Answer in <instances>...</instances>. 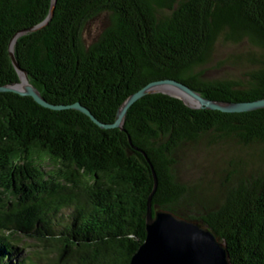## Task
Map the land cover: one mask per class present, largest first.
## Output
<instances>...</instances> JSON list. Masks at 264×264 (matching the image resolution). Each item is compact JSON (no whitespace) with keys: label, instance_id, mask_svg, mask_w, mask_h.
I'll return each instance as SVG.
<instances>
[{"label":"trees","instance_id":"trees-1","mask_svg":"<svg viewBox=\"0 0 264 264\" xmlns=\"http://www.w3.org/2000/svg\"><path fill=\"white\" fill-rule=\"evenodd\" d=\"M52 7L0 0V89L20 80L10 56L17 37L16 59L50 106L0 91V264H131L147 237L155 175L154 213L208 225L232 264H264V173L201 211L174 174L177 150L202 137L264 146V108L192 109L157 93L138 100L122 128H107L158 81L222 103L264 100V69L248 88L197 72L221 37L264 48V0H57L53 15ZM104 13L113 23L87 47L85 26Z\"/></svg>","mask_w":264,"mask_h":264},{"label":"rangeland","instance_id":"rangeland-1","mask_svg":"<svg viewBox=\"0 0 264 264\" xmlns=\"http://www.w3.org/2000/svg\"><path fill=\"white\" fill-rule=\"evenodd\" d=\"M168 13L166 10L159 11L160 16ZM112 23L110 13L89 21L83 33L85 45H93ZM263 69L264 48L254 44L248 37L238 41L221 37L207 63L197 72L208 81L232 80L248 88L252 84V74ZM30 85V81L22 82L23 87ZM160 89L183 96L190 105H198L193 97L174 86L165 85ZM176 162L174 174L177 180L188 186L191 196L189 201L196 202V210L201 211L207 206H218L230 190L264 173V146L210 135L181 146L176 152ZM33 249L36 248H28L27 251Z\"/></svg>","mask_w":264,"mask_h":264},{"label":"water","instance_id":"water-1","mask_svg":"<svg viewBox=\"0 0 264 264\" xmlns=\"http://www.w3.org/2000/svg\"><path fill=\"white\" fill-rule=\"evenodd\" d=\"M56 1L53 0L52 15L55 10ZM16 41L17 37L14 38L11 44L10 56L20 80L17 84L0 89V91L32 97L38 104L44 107H50L33 85L27 87L22 86L23 81L29 82V76L20 67L16 59L14 52ZM165 85L174 86L190 95L198 102V105H190L183 96L171 94L160 89L165 87ZM157 93L179 99L192 109L218 110L224 113H243L264 108V100L241 104L211 101L205 99L198 92L183 83L175 80H164L154 82L129 97L119 108L116 123L107 128H122L129 109L141 98ZM73 108L90 115L88 111L79 106ZM155 182V190L148 203L146 217L147 237L144 244L133 256L131 264H232L226 243L220 242L208 225L199 221L188 220L164 209L154 213L152 199L158 187L156 175Z\"/></svg>","mask_w":264,"mask_h":264}]
</instances>
